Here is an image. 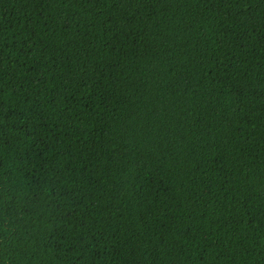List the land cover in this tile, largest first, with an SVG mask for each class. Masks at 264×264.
Wrapping results in <instances>:
<instances>
[{
    "label": "trees",
    "instance_id": "obj_1",
    "mask_svg": "<svg viewBox=\"0 0 264 264\" xmlns=\"http://www.w3.org/2000/svg\"><path fill=\"white\" fill-rule=\"evenodd\" d=\"M0 264H264V0H0Z\"/></svg>",
    "mask_w": 264,
    "mask_h": 264
}]
</instances>
